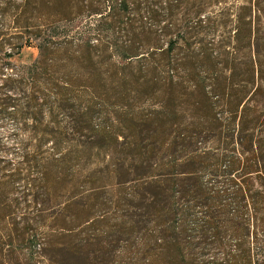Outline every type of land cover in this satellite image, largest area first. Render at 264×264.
<instances>
[{
	"label": "rangeland",
	"instance_id": "1",
	"mask_svg": "<svg viewBox=\"0 0 264 264\" xmlns=\"http://www.w3.org/2000/svg\"><path fill=\"white\" fill-rule=\"evenodd\" d=\"M109 1L86 0L87 6L78 8L72 0L65 19L60 0H36L31 9L28 0H0V99L13 101L0 100V183L5 190L0 209L9 211L0 216V264H80L77 256L85 254L89 264H161L164 223L147 205L167 198L157 184L183 187L195 179L210 194L222 195L217 205L222 222L220 235L210 232L195 248L194 264H230L240 248L252 256L256 246H264V231L258 230L255 239L252 231L251 236L235 232L231 220L237 211L242 216L239 211L236 222L250 228L254 214L236 202L230 179L234 170L256 167L257 157L242 150L236 132L225 131L226 111L218 108V119L199 118L200 110L164 107L155 100L163 96L160 91L147 92L136 83L144 80L140 65L150 70L154 59H161L149 55L153 44L143 43L135 45L137 55L119 58L115 44L128 47V38L97 30L99 16L88 8L101 2L105 9ZM243 6L264 9V0H208L204 20ZM253 23L264 28V18ZM208 25L200 36L215 50L231 21L226 29L212 18ZM37 28L43 29V42L29 47L28 37L39 36L28 31ZM159 45L166 48L164 38ZM200 54V43L188 47L179 41L172 55L179 69L159 70L156 78L162 83L172 78L182 83V94L191 92L182 64L209 77L199 59L191 60ZM257 61L264 68V54ZM248 62L243 54L235 58L238 65ZM216 63L221 68L222 58ZM34 65L39 72L35 85L28 73ZM161 111L164 121L158 120ZM258 114L263 120L264 103ZM176 129L184 134L176 138ZM253 140L258 144L260 135ZM258 169L264 171V162ZM250 175L244 185L264 194V174ZM201 213L195 206L191 218Z\"/></svg>",
	"mask_w": 264,
	"mask_h": 264
},
{
	"label": "trees",
	"instance_id": "2",
	"mask_svg": "<svg viewBox=\"0 0 264 264\" xmlns=\"http://www.w3.org/2000/svg\"><path fill=\"white\" fill-rule=\"evenodd\" d=\"M61 1V18L67 19L70 15L67 6H71L72 0ZM75 1L78 8H83L86 5V0ZM207 1L189 0L188 5V0H110L105 9L101 2L95 6L92 5L93 3H89L88 8H90L89 12L99 16L97 30H105L110 34L115 31L117 34L121 32L128 38V47L115 44L114 50L119 58L126 60L137 55L139 53L135 47L137 43L154 45L155 48L149 52V55L152 58L158 55L160 56L158 59L161 60L154 59L156 61L154 65H151L150 70H148L149 65H140L138 73L144 80L142 83L137 80L136 83L140 84L147 92L160 91L163 96L160 95L155 99L159 104L164 107L189 105L194 110L202 112L203 116L199 118L218 119V108L228 113L227 123L224 124L225 131L229 134L232 131L236 132V138L242 146V150L257 157L254 163L256 167L244 168V170L241 168L242 170L239 171L229 170V172L233 171L230 180L236 185L234 199L241 203L243 208H252L254 228L252 226V230L244 221L236 222L235 217L239 215L240 210L233 215L231 223L234 225L236 233L241 234L245 231L247 236H251L252 231L253 239H255L258 237V230L264 231V194L258 190L251 192L244 184L253 172H256L260 178L264 174L263 170L258 169L260 162H264V115L263 120H259L261 115L258 114V108L264 103V68L257 61V58L264 54V28L253 23L255 19L264 18V9L243 6L234 14L231 11L221 10L204 20ZM212 1L220 2V0ZM35 4L36 0H28V8H33ZM202 15L204 18H201ZM211 18L218 21L224 29H226L228 21H231L229 30L223 32L219 49L217 47L215 50L204 44L200 36L209 29L208 22L211 21ZM211 29L215 30L213 27ZM29 33L35 37L39 36L38 39L28 37V46L36 47L37 40H43L40 39L43 29L37 28L35 31H28ZM161 38L165 39L166 48L160 47ZM179 41L188 47L192 42L200 43V56L193 55L194 58L191 60L199 59L200 65L207 70L209 73L207 78L211 81L210 88L207 86V78L202 77L194 70L192 71L186 62L182 66L186 65L187 82L192 85L193 89L191 92L182 94L180 92L183 88L182 83L176 82L172 78L166 83H162L156 78L159 75V70L167 72L169 69H179V65L172 59L175 46ZM144 54L145 52L143 56ZM240 54L249 59L247 64L238 65L235 63V58ZM146 55L148 54L146 53ZM217 58H222L221 68L216 63ZM45 69L43 68V70ZM28 73L32 84L35 85L39 80V72L35 65L28 67ZM149 76L151 78H147ZM18 83L25 84L22 81H18ZM130 84L135 83L130 80ZM0 100L2 104H13L11 98H1ZM35 100L36 96L32 97L31 101ZM164 117L165 114L161 111L158 120L164 121ZM183 134L184 131L176 129V138ZM257 135H260L261 138L258 144L253 140ZM187 179L192 180L193 176L188 175ZM152 182L155 183V181ZM190 184L183 187H176L175 183L170 186L157 184L159 193L162 196L165 194L167 198L164 200L163 196L162 201L152 200L147 205L157 211L158 220L164 223V227L160 231L161 238L165 242L161 264H194L196 263L195 248L198 244L205 241L210 232L217 236L220 235L222 219L218 215L217 205L220 204L222 195L219 193L210 194L196 179ZM2 189L3 184L0 183V194ZM4 191H2L3 194ZM179 199L183 202L179 203ZM195 206L201 208V218H191L192 208ZM7 212H9L8 209H0V216L4 217ZM241 216L240 211L239 217ZM190 224L192 227H189ZM182 240L185 241L182 243ZM247 251L248 256L242 248L238 249L236 254L229 258V263L264 264L263 245L256 246L252 256L250 250ZM79 259L80 264H89L90 255L85 254L81 258L77 256L78 261Z\"/></svg>",
	"mask_w": 264,
	"mask_h": 264
}]
</instances>
